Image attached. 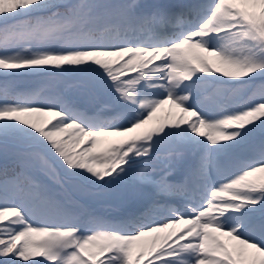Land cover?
Returning a JSON list of instances; mask_svg holds the SVG:
<instances>
[{
    "label": "snow or ice",
    "instance_id": "obj_1",
    "mask_svg": "<svg viewBox=\"0 0 264 264\" xmlns=\"http://www.w3.org/2000/svg\"><path fill=\"white\" fill-rule=\"evenodd\" d=\"M0 264H264V0H0Z\"/></svg>",
    "mask_w": 264,
    "mask_h": 264
}]
</instances>
